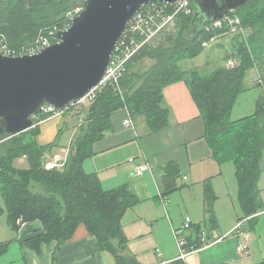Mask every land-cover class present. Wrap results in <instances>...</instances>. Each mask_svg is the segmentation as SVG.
I'll return each mask as SVG.
<instances>
[{"label": "trees", "instance_id": "obj_1", "mask_svg": "<svg viewBox=\"0 0 264 264\" xmlns=\"http://www.w3.org/2000/svg\"><path fill=\"white\" fill-rule=\"evenodd\" d=\"M84 1L0 0V39L19 50L40 34L61 25L66 14ZM191 7L192 13L178 14L172 30H162L128 62L120 81L121 92L108 86L90 105L62 168L45 167V155L55 144L38 142L39 124L18 135L0 134L3 140L0 143V188L5 201L0 213L7 214L14 231L18 232L28 221L39 219L46 233L33 238L32 244L55 239L63 245L73 238L80 224H85L101 247L113 253L118 264H128L129 259L117 251L115 241L119 248L126 247L128 239L122 220L126 211L141 199L128 184L104 188L99 175L85 171L83 163L94 155V143L113 127L112 115L125 107L133 118L144 116L151 132L166 130L170 126L171 110L166 105L164 89L181 81L189 87L200 109L205 122L204 138L214 158L220 163L227 160L235 163L241 210L238 220L253 217L260 211L258 183L264 153V95L258 99L253 114L235 120L232 112L239 95L246 89L247 71L256 66L259 51L255 44L264 40V0H249L234 11L247 29L252 27L248 43L253 50L240 36H234L241 64L233 69L220 65L210 75L202 74L197 67L184 69L181 65L183 60L199 55L204 49L203 40L212 36L204 31L194 36L197 10L194 0ZM203 20L200 17L198 27L203 26ZM159 36L161 40L156 44ZM148 59L154 63L146 68L144 61ZM46 117L42 114L40 120ZM36 122L34 118V124ZM23 156L28 158L29 168L18 169L14 160ZM164 170L166 195L179 188L176 177L181 171L175 161L169 162ZM204 189L207 217L203 223L192 225L193 233L187 237L189 246L200 247L201 228L210 231L217 225L214 213L217 194L210 178L205 180ZM168 264H185V261L178 258Z\"/></svg>", "mask_w": 264, "mask_h": 264}, {"label": "crops", "instance_id": "obj_2", "mask_svg": "<svg viewBox=\"0 0 264 264\" xmlns=\"http://www.w3.org/2000/svg\"><path fill=\"white\" fill-rule=\"evenodd\" d=\"M232 50H234V48H232ZM260 53L262 52H259V56L256 58L257 59L256 66L254 67L256 68L257 78L253 82L256 85H259L260 88H262L263 94L260 95L255 100V106L257 104L258 99L264 95V76H263L262 71H261V74H262L261 75L260 71L258 70V66L261 65V60L263 59V56ZM164 95H165L166 105L171 110L170 126L166 130H163L158 133H165L167 135V138L168 136H170L171 139H172V136L175 134H180V135L188 134V136L191 137V139L203 137L204 132H205L204 131L205 122L201 115L200 110H198V106L196 105L194 99L192 98L190 89L186 85V83L181 81V82H177V83L167 86L164 89ZM89 107L90 106L84 108L83 110H73L72 111V115L70 118H74V121L76 122H74L71 127L73 130V134L70 140L66 143H61L60 134L62 133V130L60 129V131L59 130L57 131L56 126L52 128L53 129L52 135L55 136V139L47 143L41 142L42 135L47 133L49 122L53 121L54 119H58L59 117H63V115L47 118V119L42 120L39 123L40 133L38 135V142L41 145L55 144V147H53L52 150L46 153L45 158H44L45 163L46 161L48 162L50 160L56 159V157L58 158L59 154L61 153L60 155H63V159L61 160V162L64 165V163L67 160L68 154L71 150V147L75 141V137L77 133L79 132L80 126L86 120V116H87L86 114H88ZM122 110H126V109L125 108L120 109L116 111L113 115H116L119 111H122ZM138 119L142 120L144 128H145V132L147 134L148 133L149 135L155 134L148 129L147 124H146V119L144 116L139 115L134 118L137 124H138L137 122ZM77 123H78V126H77ZM137 124H136V127H137ZM122 131L123 130H120L119 134ZM119 134L112 133V138L116 137ZM125 140L126 138L121 139V140H115L116 142L115 146H122L124 143L127 142ZM103 148H110V147H103ZM94 154H96V151ZM158 154L160 153H157L155 155H158ZM187 156H188V160L190 158H193V155L189 152H187ZM128 161L129 163H132L130 159H128ZM148 161L149 160L146 155L145 163L150 162ZM172 161L177 162L176 160L171 158V160H168L165 163V165L161 166L162 168L161 185L158 186L161 196L165 195V192L167 191L165 187V183H164V175H165L164 167L169 162H172ZM16 163H19V165H17ZM14 166L18 169L29 168L28 158L26 156H23V157L15 159ZM261 168H262V171L260 174L258 185H259V190H260V201H261L262 207L256 215H254L253 217L246 218L244 221L245 229L250 234V240L248 242L249 248H248L247 253H240L238 251V245L241 242H244L243 237H237V236L227 237L223 239L222 241H219L207 248H201V249L191 252V254L185 260V264H258L264 261V153H263V157L261 161ZM133 169L134 168H132V166L129 164V170H128L129 173H132ZM91 172L97 173L96 171H91ZM196 173H197L196 174L197 177L200 179L203 176H205V174L203 173L199 174L198 171ZM127 175L128 174L125 175L124 171L123 172L118 171L116 172V174L113 175V177L116 180H123L127 178L126 177ZM140 176H145V174L140 175ZM235 176H236V168H235ZM182 177H183V180L185 181L189 179L191 180V178L187 175L186 172L183 174ZM205 180L203 181L204 185H205ZM143 181L146 183L145 179ZM185 181L183 182V185L186 184ZM221 183L222 181L218 180L217 182H215V185H214V190L217 194V200L214 203V213H215L217 225L216 227H212L210 230L211 234L213 235L217 234L218 236H221L223 234H227L228 232H230L236 226L237 224L236 222L238 221V216L241 214V210H240V206L238 202V183H237V188L236 190H234V192L227 191L226 189H224L223 186H220ZM111 184L112 183L104 184V185L102 184V185L104 188L110 189V188L118 187L122 184H128L129 187L132 188L131 190L135 194H137L140 199L143 198L144 201H147L152 204L151 205L152 207H150V205L148 206V208L145 207L142 213L137 208L139 206L130 207L128 211L134 214L135 219H139L143 221L145 220L146 223H149V222L152 223V221L158 220L161 217L164 218L163 214L161 215L159 204H157L156 201L160 199L165 200L164 198H166V196L160 197L158 192H155L154 196L141 197L136 191V188L142 189L144 187V183H143V186L141 185L133 186L129 180V181H125L124 183L117 184V185H113V184L111 185ZM162 186L164 188H162ZM192 188L193 187H191V189ZM198 189L200 192L196 197H194L195 205L197 206V209L192 211L193 216L191 215L188 216L192 218L194 221L192 222V225L203 223L207 217L204 211V206H205L204 190L205 189L204 187L203 189L201 188H198ZM153 209H155L156 212L151 214ZM147 210H149V212ZM235 211L237 214L235 213ZM5 215H6V224H5L6 228L4 226L2 227L4 229L2 231V241H0V244H2V252H0V264H118L113 253L101 247V245L99 244L98 238L94 234L90 233V231L88 230L85 224H80L78 228L76 229V232L73 238L63 245H60L59 241L55 239H52L50 241H43L39 244H34V243L32 244L31 240L33 238L37 236H42L46 233L43 222L39 219L28 221L21 226L18 232H16L10 227L8 223V216L6 213ZM127 215H128V212L126 216ZM2 217H5V216L2 215ZM235 218L237 219V221ZM124 220L122 222L123 230H124L125 235H127V237L129 238L130 243L129 244L127 243L126 247L124 248H119L118 241L116 240L115 246L117 248V251L121 255L129 259L128 264H134V261L136 264H164L166 262H171L175 259H178L180 251L179 253L172 252L166 258L164 252H162L159 247H155L153 252L155 253L156 259L150 258L149 260L151 261L145 260V262H142L139 256L141 251L140 250L138 251L136 249L133 250L132 245H130L131 237H130L129 232L125 228ZM151 223H149L150 226H147L145 228L144 234L154 231V226L151 225ZM133 225H139V224H137V222H134ZM140 230L141 228H138L136 232H133V233H140L141 232ZM184 233L189 237L193 233V228L190 230H186ZM139 236L140 235H138L137 237ZM152 246H156V243H154ZM164 248L166 251V247ZM142 250H145V249H142Z\"/></svg>", "mask_w": 264, "mask_h": 264}, {"label": "rangeland", "instance_id": "obj_3", "mask_svg": "<svg viewBox=\"0 0 264 264\" xmlns=\"http://www.w3.org/2000/svg\"><path fill=\"white\" fill-rule=\"evenodd\" d=\"M173 24L166 27L167 31L173 29ZM252 29V27H251ZM248 29V34H251L252 30ZM241 38V36H240ZM161 40L159 36L155 43ZM242 40V38H241ZM249 49H252V45H249L248 41H246ZM238 44L237 40H234V36L228 35L220 37L216 40V42L211 43L210 45L204 47L202 52L192 58H187L181 62L182 67L185 68H193L197 67L202 74L210 75L212 74L220 65H226L227 60L231 57H238L237 49L235 46ZM257 51L263 56L261 60V65L258 66V70L263 73L264 76V40L259 41V43L255 44ZM234 48V50H232ZM261 50V51H260ZM154 63L153 60H145L144 66L148 68L150 65ZM259 63V62H258ZM260 68V69H259ZM262 75V74H261ZM257 78L256 68L250 69L247 71V77L245 80L246 89L243 93H241L234 105L232 118L240 119L244 116H248L252 114L255 110V100L263 94L262 88L259 85L254 84V80ZM197 105V104H196ZM88 107V106H87ZM86 108V107H85ZM198 110L199 107H198ZM72 111L65 112L63 117H59L58 119H54L49 122V126L47 128V133L43 134L41 137V142L47 143L49 141H53L55 136L52 135L53 127H57V131L62 130L61 135V143H66L70 140L73 130L72 125L74 122V118H70L72 115ZM57 115V116H62ZM65 115V116H64ZM87 115V114H86ZM130 116L126 110L119 111L116 115H112L113 127L110 130L105 132L104 137L97 140L94 143V149L96 154L92 157L87 158L84 163V169L87 172L96 171L99 174L101 183L109 184L116 183L113 185H117L120 183H124L125 181L131 182L133 186L141 185L144 187L136 188V191L141 197L154 196L155 192H158L160 197H165V200H157L156 203L159 204L161 215L163 214L164 218H159L158 220L149 222L154 226L153 232H148L144 234L145 228L150 226L149 223H146L144 220L135 219V216L132 212H129L128 209L123 217V220L128 212L124 220V225L131 237V244L133 250H140V258L142 262L151 261L150 258H155L154 248L159 247L162 252H164L165 257L170 253L177 252L179 253L180 248L178 245V238L175 234V229L182 228L184 222L188 216H193L192 211L197 209L195 205V199L199 194V189H203L204 183L203 181L207 178H210L212 181V185L214 187L215 182L218 180L222 181L220 186H223L227 191H233L237 188V180L235 176V163L233 160H227L223 163H220L217 159L214 158L213 152L209 147V144L206 138L199 137L195 139H191L188 134L180 135L175 134L172 136H168L165 133H155L149 135L145 132V128L141 119H138V124L134 120V126L125 125L124 121ZM85 119V118H84ZM83 122V120H82ZM79 123V122H78ZM77 123V126H78ZM141 123V124H140ZM68 124V125H67ZM81 124V123H80ZM137 124V127H136ZM123 130L120 134L119 131ZM205 131V130H204ZM112 133L119 134L116 137L112 138ZM205 134V132H204ZM111 135V136H110ZM140 136V137H139ZM170 137V139H169ZM127 141L122 146H115V140L125 139ZM59 139V137H58ZM57 139V140H58ZM191 139V140H190ZM3 140H0V143ZM60 141V140H59ZM110 147V148H103ZM187 152L193 155V158L188 160ZM160 153L158 155H155ZM61 154V153H60ZM58 156L59 161L63 159V155ZM146 155L148 157V161L152 168L151 171H145V176H140L135 174L134 169L132 173H129V164L132 168H135V165H144L146 162ZM131 156V157H130ZM134 159V162L129 163L128 159ZM173 158L176 160L177 165L180 168V175L176 177V181L178 183L179 188L169 192L166 195L161 196L159 191V185H161V176H162V165L168 160ZM19 165V163H16ZM194 170V171H193ZM123 172L128 174L126 179L116 180L113 175L116 172ZM200 174H205L201 179L197 177V172ZM187 173V175L191 178V180H183V174ZM223 173V175H222ZM143 174V175H144ZM193 177V178H192ZM146 180V183L143 180ZM185 181V185L183 182ZM193 183V184H192ZM111 184V185H112ZM219 186V187H220ZM191 187H193L191 189ZM162 188H164L162 186ZM132 189V188H130ZM228 193V192H227ZM142 201L135 205L140 212L142 213L143 209L150 205L151 203ZM217 200V199H216ZM133 207V206H132ZM0 208H5V201L0 188ZM137 209V210H138ZM149 212V210H147ZM156 212L155 209L152 210L151 214ZM236 213V211H235ZM237 214V213H236ZM4 215L5 217H2ZM238 216V215H237ZM236 217V216H235ZM154 219V218H152ZM192 219V218H191ZM236 219V218H235ZM122 220V222H123ZM237 221V219H236ZM134 222H137L139 225H133ZM192 222L193 219H192ZM237 223V222H236ZM6 215L5 212L0 213V241H2V231L6 228ZM211 228V225L209 224ZM8 228V226H7ZM138 228H141L140 233L136 232ZM10 230V229H8ZM10 232V231H9ZM144 234V235H143ZM140 235L139 237H137ZM212 237L218 236L217 234ZM226 234H223L224 236ZM127 236V235H126ZM158 238V239H157ZM128 244L130 243L129 238ZM154 240V241H153ZM157 241V242H156ZM156 243V246H152ZM166 247V251L165 248ZM145 249V250H142ZM169 262H166L168 264Z\"/></svg>", "mask_w": 264, "mask_h": 264}, {"label": "water", "instance_id": "obj_4", "mask_svg": "<svg viewBox=\"0 0 264 264\" xmlns=\"http://www.w3.org/2000/svg\"><path fill=\"white\" fill-rule=\"evenodd\" d=\"M152 1L85 0L58 42L33 55L8 56L0 46V134L18 135L34 127L46 104L58 110L83 98L105 77L113 52L135 13ZM249 0H194V31L231 14ZM203 17V26L198 21Z\"/></svg>", "mask_w": 264, "mask_h": 264}, {"label": "built area", "instance_id": "obj_5", "mask_svg": "<svg viewBox=\"0 0 264 264\" xmlns=\"http://www.w3.org/2000/svg\"><path fill=\"white\" fill-rule=\"evenodd\" d=\"M84 10V6L80 5L69 11L61 25H57L50 29L46 34H40L39 37L32 43L23 46L22 48L14 49L11 48L4 39H0V46L4 53L8 56H21V55H33L41 52L48 46L59 41L57 33L60 31L68 30L74 21V18ZM181 12L190 14L193 12L191 7V0H178L176 2H161L152 1L144 4L133 16V18L127 24L125 31L123 32L119 42L117 43L113 52L112 60L107 68L104 79L95 87H93L83 98L78 101L71 102L65 109L58 110L54 106L46 104L41 114L35 115L34 118L37 120L36 124H39L40 116L45 114L47 118H51L57 115H62L70 110L83 109L93 104L97 98L102 94V91L108 86H113L116 90L121 92L120 81L126 71L128 62L135 56V54L146 44L151 43L154 38L167 26L174 23L176 17ZM203 31L212 33V36L203 40L202 46L206 47L223 36H241L242 40L248 41L249 34L248 29L243 25L241 17L232 12L220 19L210 21L203 27ZM248 46V45H247ZM241 64V58L231 57L227 60L226 67L233 69ZM130 119L127 118L124 123L127 126H134V119L129 113L128 107H125ZM44 120V119H43ZM34 125V126H35ZM131 162L134 159L130 158ZM63 163L56 157L54 160L46 161L45 167L61 168ZM145 171H152L151 165L145 163L142 165H135L134 172L137 175H143ZM245 219L237 221L236 226L224 236L212 237L211 232L206 228H201L199 237L201 240V246L195 247L188 245L187 235L184 233L186 230L192 229V220L188 217L182 228L175 229V234L178 238V245L180 248L179 259L186 260L191 252L207 248L227 237H243L244 242L238 245V251L240 253H247L249 248L250 234L247 232L244 226Z\"/></svg>", "mask_w": 264, "mask_h": 264}, {"label": "bare ground", "instance_id": "obj_6", "mask_svg": "<svg viewBox=\"0 0 264 264\" xmlns=\"http://www.w3.org/2000/svg\"><path fill=\"white\" fill-rule=\"evenodd\" d=\"M234 12V11H233ZM134 119V118H133Z\"/></svg>", "mask_w": 264, "mask_h": 264}]
</instances>
